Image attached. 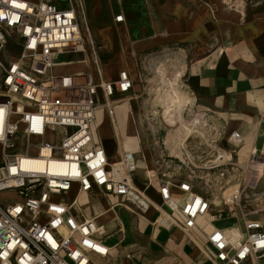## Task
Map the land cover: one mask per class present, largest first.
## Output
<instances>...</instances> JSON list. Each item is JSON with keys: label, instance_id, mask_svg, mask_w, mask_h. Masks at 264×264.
<instances>
[{"label": "built area", "instance_id": "built-area-1", "mask_svg": "<svg viewBox=\"0 0 264 264\" xmlns=\"http://www.w3.org/2000/svg\"><path fill=\"white\" fill-rule=\"evenodd\" d=\"M123 22L122 14L114 17ZM99 51L84 0H0V264H138L133 251L119 250L122 239L105 243L122 227L107 233L97 218L85 216V206L99 199L106 204L101 213L121 208L153 232L202 234L209 264H264V192L254 193L264 184V155L236 160L242 140L232 132L226 146L214 143L203 175L160 179L147 172L148 183L157 184L153 200L134 184L133 155L120 150L110 163L95 141L96 113L105 111L114 125L113 110L128 103L133 86L127 71L103 80ZM85 53L95 77L53 73L57 56ZM186 156L182 163L198 168ZM227 168L238 178L214 205L209 184L220 186ZM214 171L218 176L209 174ZM222 214L229 226L215 227ZM205 217L215 219L201 226Z\"/></svg>", "mask_w": 264, "mask_h": 264}, {"label": "crops", "instance_id": "crops-1", "mask_svg": "<svg viewBox=\"0 0 264 264\" xmlns=\"http://www.w3.org/2000/svg\"><path fill=\"white\" fill-rule=\"evenodd\" d=\"M225 2L84 0L87 25L93 40L100 47L99 63L103 80H115L119 72L127 71L133 86L126 101L136 102L138 97L143 101H155L160 111L154 115L164 124L175 121V126L171 128L186 138L181 142L185 154L193 156L195 150L197 154L211 150L217 141L226 146L230 134L237 132L242 142L236 155L239 161H243L250 152L264 155V0H232V7L225 6ZM118 14L124 17L122 24L114 23V17ZM105 28L112 30L111 35L103 34ZM102 41L105 50L100 44ZM162 49H171L173 53L162 60L154 76L156 80H153L150 76L154 63H148L146 56ZM60 56L67 58V61L61 62L63 65L75 57L77 64L83 67L72 74L90 73L95 77L87 53L59 55L56 59ZM164 76L172 79L171 98L157 97L159 77ZM142 80L145 84H141ZM148 82L151 83L150 89ZM119 97L115 95V98ZM124 103L127 102H118L114 109L116 119L120 121L115 126V133L120 137H113L116 154L108 153L96 136V131L95 141L105 150L110 163L118 161L120 150L132 153L137 165L135 176L145 181L144 172L158 171L155 167L158 163L149 158V149L145 151V147L139 148L136 136L127 134L131 131V125L127 124L130 108H122L120 105ZM116 108H119L118 111ZM103 112L109 120L103 110L98 111L96 116ZM96 116L94 130L97 127ZM192 120L197 123H192ZM139 150L144 162L138 157ZM136 185L140 189L147 188L148 195L158 200L157 184L147 187L145 182H139ZM150 187H153V192H150ZM218 202L215 199L214 205ZM102 210L95 212L97 214ZM91 213L94 212L88 213L89 218ZM139 230L143 235L154 233L155 239L150 235V240L157 242L159 230L153 232L145 223V231ZM171 235L181 234L177 231L170 233L166 240L174 243ZM174 244H171V249L177 252L179 258L185 259L190 255L187 250L181 251ZM174 257L167 259L173 261Z\"/></svg>", "mask_w": 264, "mask_h": 264}, {"label": "rangeland", "instance_id": "rangeland-1", "mask_svg": "<svg viewBox=\"0 0 264 264\" xmlns=\"http://www.w3.org/2000/svg\"><path fill=\"white\" fill-rule=\"evenodd\" d=\"M225 6L230 5L229 0H225ZM231 1V0H230ZM104 35H111L112 30L110 28L103 29ZM117 33V32H116ZM102 47L104 48L103 41L100 43ZM105 50V48H104ZM8 53L14 54V51L12 48H7ZM13 51V52H12ZM173 51L171 49H162L159 51L152 52L146 56V61L154 63V66L152 65V73L151 76L153 80L156 78L157 72H158V66H160L163 59H165L166 55L172 54ZM16 54V52H15ZM67 61V58L65 57H59L55 60V65L53 67V73L55 75H63V74H72V72L82 70L83 67L77 64L76 58L69 59L68 64H61V62ZM160 78V86L158 87L157 97H166L171 98L172 93V86L173 83L172 79L168 76L159 77ZM179 78V77H178ZM178 78H176V83ZM145 84L144 80L141 81V84ZM147 87L149 88L151 86V83H147ZM143 86V85H142ZM177 86V84H176ZM146 87V88H147ZM143 88V87H142ZM150 89V88H149ZM179 90V89H178ZM145 98V97H144ZM142 101V102H141ZM118 106V104L116 105ZM122 108L128 107L130 108L129 112L127 113V124L128 126L131 125V131L127 133L128 135L136 136L138 139V145L139 148L145 147V151L149 149V158H152L154 162L158 163L157 166H155L158 171L151 170L155 175H158V177L161 179V175H164L167 178L172 177L175 173H177L180 178H188V175H195L200 176L203 175L204 172H208L205 170H202V166L205 163H208V161L212 160V154L213 150L203 151L200 154H197L196 151H194V161L193 163L198 168H193L182 163L183 159L187 157L185 154L186 152L182 149V143L183 140H185V137H181V133L177 134L175 132V129L173 130L171 126H175V121L172 122V120L168 124L161 123L160 120L157 118L156 115L160 111V106L155 104L154 102L150 101H143L141 97H138V100L136 102H128L120 105ZM115 109V108H114ZM119 108H116V111H118ZM113 110V116L114 120L112 124L111 120L106 118V114L103 112L101 115L96 116L97 121V127H96V136L102 142L105 149L108 151L109 154L115 155L116 154V145L115 140L113 137H117L120 135L115 133V126L116 124H120V121L118 122L116 119V116L114 114ZM175 113V112H174ZM177 113H180L177 111ZM181 114V113H180ZM158 115V114H157ZM182 115V114H181ZM183 116V115H182ZM172 118V116H171ZM173 119V118H172ZM183 120H186V118H182ZM192 123H197L192 120ZM125 131L126 128H125ZM138 133V134H137ZM187 138L190 139L189 136ZM188 139V140H189ZM141 143V145H140ZM150 146V147H149ZM149 147V148H148ZM213 149V148H212ZM238 150V149H237ZM141 151H138V157H141V161L144 162L143 155H140ZM236 152H234V157L236 160L237 155ZM148 153V152H147ZM132 154V153H131ZM133 155V154H132ZM263 155V154H262ZM190 155H188L189 157ZM134 157V156H133ZM135 162V174H137V165H136V159L133 158ZM239 161V160H238ZM230 171L227 172L226 175L222 179L219 180L220 186H214L212 184H209V187H211L210 192L214 195L213 197V203L215 199L220 200L219 194L226 188V184H230L234 182L238 178V171H235L234 169L227 168ZM226 169V170H227ZM148 171H145V181L141 180L140 178H137L135 176L134 178V184L136 183H143L145 182L147 184V187L151 184H154L155 182L148 183L146 174ZM210 175H215L214 177L218 176L216 175L217 172H209ZM170 175V176H169ZM138 179V180H136ZM214 180H211L210 183H212ZM199 184L203 186L204 182L199 181ZM137 186V185H136ZM138 187V186H137ZM218 188H221L222 190H219ZM143 189V188H142ZM147 189V188H146ZM264 192V184L263 182L258 186L256 192ZM150 192H153V187H150ZM218 192V194H216ZM220 192V193H219ZM153 194V193H152ZM226 194V193H225ZM225 194H222V197H225ZM9 199H12V196H7ZM86 197L81 198V202L85 203ZM216 202V201H215ZM85 216L88 215L90 212L91 215L95 218H97L99 225H104L106 228L107 233H110L112 231H116V227H122L124 228V231H122L121 234H118V232H115L112 236L108 237V239L105 241L106 244L113 245L118 243V248L121 251H125L127 249H130L134 252V260L138 264H197L198 262H207V260L204 258L203 252L199 251L197 247L194 246V244L191 243V239H188L187 237L183 235H171L173 237L174 243L172 241L166 240L170 237V233L165 231H160L157 242H154L153 240H150L151 234H144L140 232L144 230V222L140 220L137 217H134L127 211L122 210L121 208H117L114 212H108L105 216H100L99 213L96 214L95 211L102 210L106 208L105 201L103 199H99L98 201L91 202L90 205L87 207L85 206ZM95 214V215H93ZM149 218V217H148ZM153 218V217H152ZM218 218V217H217ZM215 218L212 217H205L202 220H199V223L201 226L207 225L210 220H214ZM120 220V221H119ZM229 218L227 215L222 214V219L218 221H214L212 224L215 227H226L229 226ZM122 223V224H121ZM226 230L232 234V230H230V227L226 228ZM101 231V229H100ZM103 231V229H102ZM147 232V230H146ZM193 238L200 242V244L203 247V250L206 252V247L204 245V239L202 238V234L195 233L193 235ZM168 241V244H167ZM178 241V242H175ZM158 243V244H157ZM171 244L177 245L176 248L179 250H187V252L190 254L187 258H179L174 253V250L171 249ZM162 246V247H161ZM174 247V246H173ZM185 248V249H184ZM176 256V257H174ZM168 257H174V260L167 259ZM208 263V262H207Z\"/></svg>", "mask_w": 264, "mask_h": 264}, {"label": "bare ground", "instance_id": "bare-ground-1", "mask_svg": "<svg viewBox=\"0 0 264 264\" xmlns=\"http://www.w3.org/2000/svg\"><path fill=\"white\" fill-rule=\"evenodd\" d=\"M93 126H94V124H93ZM195 135V134H194ZM202 135V134H201ZM192 136V135H191ZM202 137V136H201ZM196 138V137H195ZM192 139V138H191ZM203 140V139H202ZM201 140V141H202ZM200 141V142H201ZM187 144V143H186ZM188 144H190V143H188ZM192 144V143H191ZM185 147V146H184ZM186 148V147H185ZM189 149V148H188ZM196 151V150H195ZM190 153V152H189ZM190 155V154H189ZM100 214V216H105L106 215V211H104L103 213H99ZM122 224V223H121ZM123 231H124V228H123ZM155 232V231H154ZM154 233H151V236L154 238ZM190 239L194 242V245L198 248V250L199 251H201V252H203V253H205V250H203V248L200 246V244L197 242V240H195V238H193V236L192 235H190Z\"/></svg>", "mask_w": 264, "mask_h": 264}, {"label": "water", "instance_id": "water-1", "mask_svg": "<svg viewBox=\"0 0 264 264\" xmlns=\"http://www.w3.org/2000/svg\"><path fill=\"white\" fill-rule=\"evenodd\" d=\"M223 145H225V144H223Z\"/></svg>", "mask_w": 264, "mask_h": 264}]
</instances>
